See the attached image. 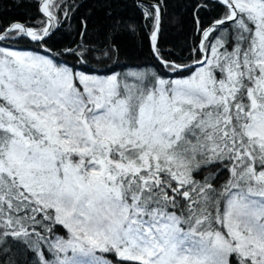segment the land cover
I'll use <instances>...</instances> for the list:
<instances>
[{
    "label": "snow or ice",
    "instance_id": "snow-or-ice-1",
    "mask_svg": "<svg viewBox=\"0 0 264 264\" xmlns=\"http://www.w3.org/2000/svg\"><path fill=\"white\" fill-rule=\"evenodd\" d=\"M97 2L0 21V264H264V0H190L179 50Z\"/></svg>",
    "mask_w": 264,
    "mask_h": 264
},
{
    "label": "trees",
    "instance_id": "trees-1",
    "mask_svg": "<svg viewBox=\"0 0 264 264\" xmlns=\"http://www.w3.org/2000/svg\"><path fill=\"white\" fill-rule=\"evenodd\" d=\"M77 2L82 5L75 13L77 18L89 17L96 29H103L111 24L112 20L106 17L97 0H77ZM188 3L190 0H167V15L164 18V31L161 36V44L165 49L179 50L184 46L185 41H189L190 45L194 25L191 9L186 7ZM112 12L113 16H122L126 20L139 16V12L132 6L131 0H116ZM25 14L34 15L35 6L25 3L18 7L16 0H0V21L3 23L6 24L13 19H23ZM71 31L72 29H66L64 33L58 35L57 45L71 43V37L68 35ZM120 44L121 59L126 62L144 63L149 57L146 44L143 48L140 46L139 36L125 35Z\"/></svg>",
    "mask_w": 264,
    "mask_h": 264
}]
</instances>
